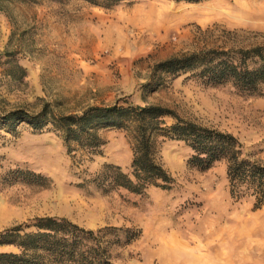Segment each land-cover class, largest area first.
Instances as JSON below:
<instances>
[{
    "label": "rangeland",
    "instance_id": "1",
    "mask_svg": "<svg viewBox=\"0 0 264 264\" xmlns=\"http://www.w3.org/2000/svg\"><path fill=\"white\" fill-rule=\"evenodd\" d=\"M227 37L237 45L264 44V0L8 2L0 11V113L38 112L47 103L59 114L119 100L159 104L233 133L264 162V94L205 84L183 71L158 72L155 79L158 63ZM155 80L162 85L152 91L146 84ZM99 134L105 144L90 154L76 143L69 149L52 125L35 130L24 122L13 130L0 123V232L60 216L86 229L139 230L129 243L124 236L118 241L117 231L106 237L114 264H264V206L231 195L225 160L205 170L191 166L185 142L156 135L174 185L137 194L112 187L103 171L106 164L131 171L126 132ZM0 251L18 249L0 245Z\"/></svg>",
    "mask_w": 264,
    "mask_h": 264
},
{
    "label": "trees",
    "instance_id": "2",
    "mask_svg": "<svg viewBox=\"0 0 264 264\" xmlns=\"http://www.w3.org/2000/svg\"><path fill=\"white\" fill-rule=\"evenodd\" d=\"M28 0H0V11L8 2ZM106 7L122 0H89ZM199 2L202 0H186ZM232 38L221 45L198 49L172 56L156 65V74L190 72L199 81L210 85L231 84L237 90L249 94H264V44L237 45ZM18 78L26 76V70L17 66ZM14 76V72L8 73ZM161 81L147 83L156 90ZM172 118L171 124L166 118ZM28 123L35 130L47 125L62 132L69 149L72 144L98 153L105 144L99 134L103 128H117L126 132L132 147L131 171L120 166L106 164L103 171L112 187H122L130 192L143 194L150 186L170 189L174 177L159 159L155 139L162 135L185 142L192 154L188 164L203 170L225 160L231 195L237 199L252 197L254 207L264 206V162L245 151L243 143L233 133L201 125L179 115L175 110L159 104L138 105L125 100L109 105H92L80 113L59 114L47 103L38 112L17 108L0 113V123L10 129L20 123ZM34 178L43 175L23 171ZM118 233H112L111 231ZM118 227L86 229L67 217L40 216L0 232V245H11L15 251H0V264H114L109 254L106 237L110 233L129 243L139 236V230Z\"/></svg>",
    "mask_w": 264,
    "mask_h": 264
}]
</instances>
